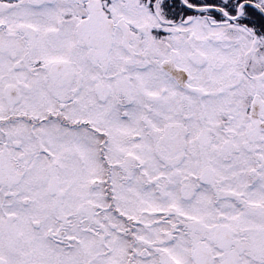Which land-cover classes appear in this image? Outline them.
I'll use <instances>...</instances> for the list:
<instances>
[{
	"label": "snow or ice",
	"instance_id": "6c2138e0",
	"mask_svg": "<svg viewBox=\"0 0 264 264\" xmlns=\"http://www.w3.org/2000/svg\"><path fill=\"white\" fill-rule=\"evenodd\" d=\"M0 264H264V0H0Z\"/></svg>",
	"mask_w": 264,
	"mask_h": 264
}]
</instances>
